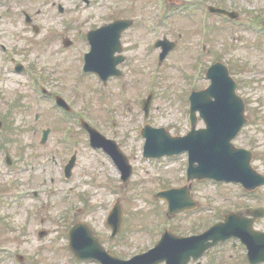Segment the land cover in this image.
Wrapping results in <instances>:
<instances>
[{
  "label": "rangeland",
  "instance_id": "374dc122",
  "mask_svg": "<svg viewBox=\"0 0 264 264\" xmlns=\"http://www.w3.org/2000/svg\"><path fill=\"white\" fill-rule=\"evenodd\" d=\"M162 2L0 0V42L7 47L6 53L0 49V111L7 123L0 135V189L6 192L3 201L8 206L7 234L0 244L5 243L8 252L22 254L24 264H93L72 258L68 230L75 221L69 216L65 221V210L72 218L75 213L77 220L89 223L106 246L130 254L159 238L165 227L178 234L192 233L207 226V219H216L217 209L221 213L223 209L256 204L257 199L264 202V187L245 197L239 185L194 181L193 195L205 208L169 219L165 203L155 198L160 188L185 181L188 157L182 153L145 159L140 129L149 122L166 127L174 135L187 134L189 94L193 89L208 86L203 65L207 68L216 60L230 67L239 83L238 92L246 102L249 122L236 143L254 150L253 164L264 172V33L255 32L250 26L256 18L264 22V0H165L164 6ZM197 2L236 10L241 13V23L229 24L221 16L211 14L209 30L201 31V25L206 24L201 13L190 15L191 9L199 12L193 7ZM59 4L64 7L63 12L59 11ZM23 11L32 16L39 32L26 23ZM121 16L138 22L126 31V39L137 34L149 36L151 49L124 52L129 57L120 66L124 75L104 84L96 74L80 71L81 49H85L81 35L91 26L99 27L108 18ZM149 22L162 24L150 30ZM163 35L175 40L177 48L160 63V49L154 47V42ZM66 38L72 40L69 47L64 46ZM15 60L27 67L35 64L34 72L44 86L66 94L73 104L72 114L66 120L33 92V80L13 71ZM198 62L201 64L197 70ZM149 93L155 94V99L146 119L142 99ZM81 116L104 135L117 139L131 157L135 173L127 185L122 184L120 172L111 160L91 147L87 132L79 124ZM201 126L200 120L198 127ZM47 127L51 133L43 145L42 130ZM66 127L68 140L61 135ZM6 150L16 156L17 164L13 167L5 164ZM75 150L78 161L73 175L68 183L61 182L60 162L63 160L64 164ZM45 175L49 192L40 201L27 198L16 202L19 191L40 187ZM52 178L56 181L51 182ZM116 200L125 213L122 231L112 240L106 217ZM42 224L49 232L39 238L37 232ZM3 264H11V259Z\"/></svg>",
  "mask_w": 264,
  "mask_h": 264
},
{
  "label": "water",
  "instance_id": "95a60500",
  "mask_svg": "<svg viewBox=\"0 0 264 264\" xmlns=\"http://www.w3.org/2000/svg\"><path fill=\"white\" fill-rule=\"evenodd\" d=\"M220 13H227L233 16L234 13H228L225 10L212 8ZM235 16V15H234ZM129 21H118L99 29L93 34H99L109 30L117 36L121 31L129 26ZM118 42V40H117ZM167 50L162 57H165L168 49L175 46L174 43L167 41ZM69 43H67L68 45ZM121 51V48L119 49ZM112 52L106 48L100 49L93 47L90 54L87 55V70L97 72H111L110 67L121 61L117 58L115 62H111ZM108 71V72H107ZM116 73H120L115 70ZM209 77L212 79L211 85L202 91L195 92L192 97L191 118L193 122L192 131L184 137H172L165 129H153L146 126L143 134L147 137L145 145V155L160 156L165 153L173 154L184 150H189L191 157L190 178L194 177H211L217 180H241L248 184L253 182L257 177L260 178L253 168L250 166V152L239 150L231 144V139L237 134L238 130L247 121L244 116L245 104L243 99L236 94V82L229 76L227 67L218 63L209 72ZM150 103V101H149ZM149 103L146 105L148 111ZM201 112V116L207 122L209 128L204 131L195 130V122L197 120L196 111ZM90 131L92 141L96 146L107 145L119 157L125 177L130 175V166L126 163L125 156L116 146V143L107 140L94 128L84 123ZM1 126V123H0ZM247 154V155H246ZM76 157L68 165V176L71 175V170L75 164ZM194 161H198L199 165H194ZM257 183H261L258 181ZM249 185V184H248ZM186 190V188L184 189ZM170 190L163 192L162 195L170 201V211H178L179 207L184 205L181 196ZM184 193V192H183ZM109 224L114 228L113 235H116L122 224V209L117 205L112 211ZM220 227L222 230L224 228ZM216 229V228H214ZM213 229V230H214ZM71 247L78 257L95 256L97 258L104 257L112 258L101 247L98 238L85 224H77L70 232ZM206 235L200 238H205ZM163 240H172L167 234ZM105 254V255H104ZM155 261V256L148 255L135 257L132 261L122 262L116 259L115 264H152Z\"/></svg>",
  "mask_w": 264,
  "mask_h": 264
},
{
  "label": "flooded vegetation",
  "instance_id": "af4514ba",
  "mask_svg": "<svg viewBox=\"0 0 264 264\" xmlns=\"http://www.w3.org/2000/svg\"><path fill=\"white\" fill-rule=\"evenodd\" d=\"M137 24L138 22L135 23V25ZM87 32H88V29L86 30L85 34L81 35V38H82L81 41L83 42L85 48L90 47L88 37H87ZM125 34H126V31L121 36V41H122V45L124 48L123 49L124 52H128V51L142 52L143 48L145 49L151 48L152 39H149V36H143L142 34H137V35H134L131 39H126L127 35ZM106 45L109 46L110 44L107 43ZM128 59L129 57L127 56L125 62ZM113 78L114 77L110 79H113ZM45 91L49 95H51V93L48 90L45 89ZM39 117H40V114L37 113L35 115V118L37 121L39 120ZM0 120H2L3 122V127L4 126L6 127L7 123H6V120L5 122L3 121L1 111H0ZM33 130L35 131L37 130V128H34ZM6 152H9V151L6 150ZM12 155L15 159L13 161V164L16 165L17 164L16 156L13 153ZM67 163H68V159L64 162V164H63V160H61L60 162V168H62V172L60 174V181L64 183H68V178H66L64 174L65 166ZM44 170L46 171V168H44ZM44 177L45 178L43 179V184L40 185V187L27 188V189L22 190V192H30L32 190L36 198L41 199L43 195L49 192V189L46 188L48 179L46 175ZM50 180L51 182L56 181L55 178H52ZM5 195H6V192L0 189V240H5V237L7 234L6 220H7L8 206H7V203L3 201V198ZM28 195H30V193H28ZM262 206H264L263 203H259L257 205H251V206L244 205L241 207H235L234 209L233 208L229 209L226 212L238 213L239 214L238 216L239 225L242 224L244 227L245 225H248L250 223L254 228L253 230L263 232L264 231V217L255 218L249 213L250 209L256 208V207H262ZM37 211H40V209H38ZM64 213H65V221H68V212H64ZM243 217H245L246 220ZM222 218L223 216H220V218L217 219L215 222L220 221ZM244 228L248 230L249 227H244ZM233 234H240V233L234 232ZM100 241L105 246L107 245L105 240L101 239ZM119 241H123V240H119ZM247 241H249L252 245H248ZM247 241L243 243L242 240L237 239L235 236H231L225 241L218 240L217 243H215L213 247L205 251L204 254L199 259L194 260V258L191 257L188 260L187 264H264V240H247ZM157 242L158 240H152L149 246L144 251H148L149 249L153 248ZM3 244L5 243L0 244L1 245L0 249L5 247ZM106 248L115 254H119V255L122 254L118 248H115V246L112 248L106 246ZM192 249H188V250H192ZM140 252L142 251L135 252L134 254L140 253ZM186 257L189 258L188 256ZM7 258H8V253L0 251V264H3L7 260ZM160 264H168V262L164 260ZM170 264H175V263L170 262Z\"/></svg>",
  "mask_w": 264,
  "mask_h": 264
}]
</instances>
